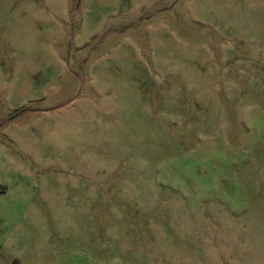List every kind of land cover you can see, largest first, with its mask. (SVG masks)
Segmentation results:
<instances>
[{
    "label": "rangeland",
    "instance_id": "374dc122",
    "mask_svg": "<svg viewBox=\"0 0 264 264\" xmlns=\"http://www.w3.org/2000/svg\"><path fill=\"white\" fill-rule=\"evenodd\" d=\"M0 264H264V0H0Z\"/></svg>",
    "mask_w": 264,
    "mask_h": 264
}]
</instances>
